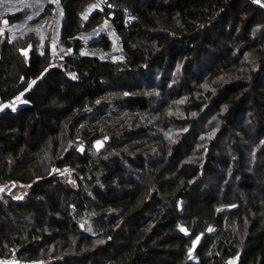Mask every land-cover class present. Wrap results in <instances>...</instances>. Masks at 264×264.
I'll return each instance as SVG.
<instances>
[{
    "label": "trees",
    "instance_id": "16d2710c",
    "mask_svg": "<svg viewBox=\"0 0 264 264\" xmlns=\"http://www.w3.org/2000/svg\"><path fill=\"white\" fill-rule=\"evenodd\" d=\"M58 2L59 35L74 50L65 67H49L50 52L37 51L32 34L0 36V101L33 81L22 103L0 110V181L28 185L23 198H0V258L16 257L0 264H230L234 255L236 264H264V192L256 183L264 159L246 170L232 132L248 139L241 120L254 114L246 101H264V42L251 29L264 10L248 0H105L82 20L86 0ZM51 10L48 2L43 13ZM108 11L124 58L77 54V33ZM93 44L104 49L109 40ZM222 69L240 77H214L204 91L203 73ZM185 97L183 115L167 112ZM211 104L242 117L218 121L202 138L212 127L200 131L197 119ZM76 135L82 149L69 144ZM64 166L75 186L54 171Z\"/></svg>",
    "mask_w": 264,
    "mask_h": 264
},
{
    "label": "rangeland",
    "instance_id": "374dc122",
    "mask_svg": "<svg viewBox=\"0 0 264 264\" xmlns=\"http://www.w3.org/2000/svg\"><path fill=\"white\" fill-rule=\"evenodd\" d=\"M50 2L52 5V10L49 13H43V9L45 5ZM104 4H107L105 0H86L85 3L81 5L79 8V15L82 20H86L87 16L95 11L100 10L104 7ZM17 11H22V16L19 20H7L6 15L10 13H14ZM62 11L59 6V2L55 0H0V36L8 38V39H23V37H27L29 34H32L37 38V44L36 49L37 51H43V49H47L50 52V60L48 62L49 67H56V66H63L65 67V58L67 56H72L74 54L73 47H70L62 42L59 32H60V24L62 21ZM252 32L253 34H258L260 37L259 39H262V42H264V20L256 19L253 22L252 26ZM105 36L109 40V47L108 48H102L101 46H96L93 44V41L97 38ZM76 38L80 42V46L77 48V54L83 55V56H95L100 61H117L124 58V50L121 48L120 40L116 33H114L110 19L107 16H104V19L101 20L100 23L92 26L91 28H88V30H81L77 33ZM137 44H140L141 37L137 38ZM139 41V42H138ZM50 45H52L53 49H50ZM236 48H238V45L235 44ZM30 46L27 44L23 49L22 57L23 59H27L28 57V50ZM71 48V49H70ZM93 48V51L90 50ZM63 50H66L69 52L68 55L64 53ZM121 50V52H119ZM112 51V52H110ZM123 70V68L121 67ZM230 69H222V71H219L217 75H210V73H203L202 75V86L204 85V91L210 90L211 83H214L215 78L223 79L224 81L234 79L235 77H240L238 74L229 73ZM237 73V72H236ZM230 74V75H228ZM215 77V78H214ZM137 84V82H135ZM216 83V82H215ZM33 85L32 80L27 81V85L25 88L21 91H18L15 93V95L6 102L0 101V110H2L3 107H11L12 109L16 108L20 103H22V94L29 89ZM250 99L246 101V105H252L253 113H250L253 115V120H248L245 118L244 120H241V125L245 126L246 130L249 133L248 139L242 138L243 136H240V130L232 129V132L238 133V138L241 143H243V154L245 157V169L252 171L256 167L259 168L258 163L262 164L261 160L264 159V156L261 155L260 149L262 147V144L264 143V132H260V128L264 130V101L260 103V101L254 96L253 94L250 95ZM185 98H181L179 101L174 102L175 106H173L171 109H168L167 112L169 114L174 113L175 116H181L183 115V106L185 107L186 104H183ZM224 106L220 105L217 110H215L211 105H208L204 108V113L198 117V122L196 127L200 128V131L203 128L212 127V130L207 131L205 133H199L200 137L204 138L205 136H211L214 135L216 132L217 122L220 120H227L234 118L235 123L237 124L239 117H242L241 113L237 114V116H232L231 114H225ZM185 109V108H184ZM225 114L223 117L220 116ZM244 117V116H243ZM197 118V117H196ZM213 123V124H212ZM259 125H262L259 126ZM215 126V127H213ZM259 128V129H258ZM179 130L177 128L172 129L169 131V136H173L175 133L177 134ZM175 134V136H176ZM107 139V136H102ZM198 137V139L200 138ZM80 138L79 135L75 136V139L72 141H69V144L77 145V147L81 148L83 147V141L79 142ZM223 143L226 144V136L223 138ZM227 145V144H226ZM93 147V146H92ZM226 147V146H225ZM95 149V148H94ZM54 171L61 174L67 181L72 182V184H76L74 180V170H72L70 167L64 166L61 167L60 170L54 169ZM258 182L259 186L261 187L260 190L264 192V178H260L256 181ZM28 191V185L22 184L20 182H17L15 180H3L0 181V198L8 196L9 198H15L20 199L23 198ZM183 231H185L184 227L181 225H178ZM209 231H214V228H209ZM219 236L221 238H226V234L220 233ZM198 237L194 238L192 240V244L195 245L198 241ZM106 256V253H101L98 255V260H103ZM10 257V256H9ZM15 257V256H14ZM189 258L196 259L193 256H189ZM16 259V257L14 258ZM238 259V256H233L228 259L230 264H236ZM16 261V260H15ZM73 261V260H72ZM87 261V260H84ZM83 260L74 261V263H68V264H84ZM27 264H44L46 263V260L40 259L35 261L26 262ZM87 264L89 262L87 261Z\"/></svg>",
    "mask_w": 264,
    "mask_h": 264
},
{
    "label": "built area",
    "instance_id": "2783aa9c",
    "mask_svg": "<svg viewBox=\"0 0 264 264\" xmlns=\"http://www.w3.org/2000/svg\"><path fill=\"white\" fill-rule=\"evenodd\" d=\"M250 1L253 5L259 7V8H262L264 10V0H248ZM106 16L110 19L112 18V13L110 11L107 12ZM135 19V16L131 15V14H127V20L128 21H132ZM107 139L105 137H100V138H97L93 141L92 143V146L95 148V150H100L102 149L103 147V144L104 142L106 141ZM14 256H10V257H6V258H0V262H14L15 259Z\"/></svg>",
    "mask_w": 264,
    "mask_h": 264
},
{
    "label": "water",
    "instance_id": "95a60500",
    "mask_svg": "<svg viewBox=\"0 0 264 264\" xmlns=\"http://www.w3.org/2000/svg\"><path fill=\"white\" fill-rule=\"evenodd\" d=\"M56 2L58 1V0H55ZM59 6H60V4H59ZM50 49H53V47H52V45H50ZM71 49V48H70ZM90 50H92L93 51V48H91ZM64 51V53L66 54V55H68L69 54V52L68 51H66V50H63ZM110 52H112V51H110ZM119 52H121V50H119Z\"/></svg>",
    "mask_w": 264,
    "mask_h": 264
}]
</instances>
